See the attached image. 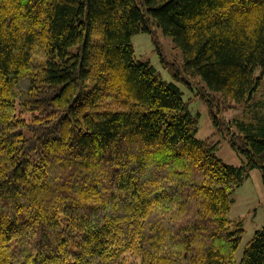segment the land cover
Instances as JSON below:
<instances>
[{"label":"trees","instance_id":"trees-1","mask_svg":"<svg viewBox=\"0 0 264 264\" xmlns=\"http://www.w3.org/2000/svg\"><path fill=\"white\" fill-rule=\"evenodd\" d=\"M151 26L174 82L134 52ZM257 72L264 0H0V264H264V226L236 263L228 219L251 169L264 185V119L224 164L177 85L243 104Z\"/></svg>","mask_w":264,"mask_h":264},{"label":"rangeland","instance_id":"rangeland-1","mask_svg":"<svg viewBox=\"0 0 264 264\" xmlns=\"http://www.w3.org/2000/svg\"><path fill=\"white\" fill-rule=\"evenodd\" d=\"M132 45L138 58L150 63L165 81H173L159 57L160 52L161 59L173 60L176 63L175 67L179 65L181 55L168 38L163 37L154 26H151L150 34L136 35L132 38ZM256 76L260 78V83L252 99L243 104L224 105L218 96H209L211 101H207L206 104L202 98L209 97H206V93L203 95L200 84L190 89L177 83L182 91V98L188 102L189 110L196 118V138L212 145L214 154L224 164L234 167L243 164L242 158L228 141L232 133H237L236 124L239 122L256 124L264 119V75L257 72ZM214 115L218 121L216 124ZM228 197L230 230L243 231L234 252L235 262L239 263L248 241L264 226V185L261 169H251L242 185L231 191Z\"/></svg>","mask_w":264,"mask_h":264}]
</instances>
